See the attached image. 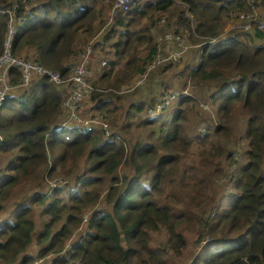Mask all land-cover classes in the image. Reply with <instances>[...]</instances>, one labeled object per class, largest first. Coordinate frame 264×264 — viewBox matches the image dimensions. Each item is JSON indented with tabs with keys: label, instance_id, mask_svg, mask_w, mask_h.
I'll return each mask as SVG.
<instances>
[{
	"label": "trees",
	"instance_id": "trees-1",
	"mask_svg": "<svg viewBox=\"0 0 264 264\" xmlns=\"http://www.w3.org/2000/svg\"><path fill=\"white\" fill-rule=\"evenodd\" d=\"M115 3L0 0V57L11 12L16 28L12 56L59 70L64 81L84 46L94 39L89 67L96 80L89 102L103 118L121 107L126 121H135L144 104L126 109L119 92L157 59L154 33L161 25L167 34H179L196 46V65L178 72L186 77L184 88H207L211 107L218 109L217 123L202 137L188 136L184 122L194 98L181 95L177 111L164 108L157 120H143L135 127L144 129L148 143L131 134L130 125L117 124L120 117L109 121L107 138L101 131L75 127L55 131L64 116L62 99L69 83L58 90L47 76L33 72L26 87L6 96L0 114V161L6 172L0 182V215L5 210L7 219L19 208L13 223L0 227V264H32L50 255L51 264H165L163 250L149 245V233L163 229L168 234L165 245L179 255L186 246L182 228L197 233V244L209 241L204 256L195 255L189 264H264V45L254 42L263 38L264 27L258 29L253 21L250 31H225L228 21L240 14L255 18L264 0H137L125 9L115 8L110 18L107 13ZM163 18L166 22L158 24ZM169 41L180 50L177 39ZM99 58L106 66L101 67ZM21 77L18 67L8 69L10 85L19 84ZM154 102L149 107H155ZM235 137L241 143L246 140L247 161L233 184L231 204L223 209L229 198L214 205L212 178L205 171L219 166L213 176H223L228 189L238 165ZM193 143L196 162L182 166L194 155L189 151ZM122 164L131 175L119 178ZM55 176L80 182L79 189L47 196L42 182ZM173 182L176 186L167 193L164 184ZM175 196L182 199L175 202ZM101 201L111 204V212L92 210L89 231L72 256L59 257L85 212ZM35 205L45 217L39 231L33 220ZM31 244L35 251L26 254Z\"/></svg>",
	"mask_w": 264,
	"mask_h": 264
},
{
	"label": "rangeland",
	"instance_id": "rangeland-1",
	"mask_svg": "<svg viewBox=\"0 0 264 264\" xmlns=\"http://www.w3.org/2000/svg\"><path fill=\"white\" fill-rule=\"evenodd\" d=\"M114 6L112 10H110L107 15L111 18L113 11H114ZM98 10H100L98 8ZM237 13H234L235 15ZM11 18L14 19V14L11 12L10 14ZM243 19L236 18L234 22L228 21L226 25L225 31L231 30V29H243L245 31H250L251 27V22L249 20H244ZM253 21L259 22L258 29H260V26L262 25L263 22V27H264V6L260 8V11L256 13V16ZM252 21V22H253ZM109 22V21H108ZM147 21L141 22L142 24L145 23L146 27L150 26L149 23H146ZM163 22H166L165 18H163L158 24H162ZM8 25H11L13 29L15 28V23L10 21ZM7 31H8V26H7ZM263 31L264 29L260 30ZM166 31L163 30L161 25H158V29L154 33L155 37V42L158 44V51H159V56L157 61L163 60L162 64L158 65L155 67L154 70L149 72L147 69L143 72L142 75L136 76L130 84L123 86L119 92V96L122 97L121 104L126 105V109H131V105H137V104H144V111H142L140 114H137V119L135 121L127 120L125 118L124 114V109H121V107L118 108L117 112H114L110 115H107L106 118H103V115L94 110L93 108V103L89 102L90 96L85 98V100L81 103V107L79 111L73 113L75 115V119L77 120H72L71 122H65L68 119V114L65 112L64 109H62L63 113V119L59 121L58 124L61 123H66L68 125H73V126H79V127H85L87 126L86 129L92 131L95 130V134L97 132H102L104 137H109L110 132H111V126L109 124V121L112 118H119L120 119L117 121V124H121L123 127H126L130 125V133L133 135L138 136L139 135V141L142 143H148V137L147 133L144 131V129L140 128L138 130L135 129V127L143 120H157L160 115L162 114L161 112L163 111L164 108H168L170 111H177V109L180 107V105L177 103V99L181 95H190L194 98V102L191 103V109L186 111L187 115V120L184 122V131L188 136H196L200 135L201 137L207 134L209 131H212L217 123L218 119V109L215 107H211L210 102H209V95L207 88L204 87H193L191 84L190 86H186L185 88L183 87V83L186 81L185 75L180 78V73L178 72L181 70L185 65L189 67H194L196 65V57L194 50L196 49V46H191L189 45L188 42H186L184 39L180 37L179 34L173 35L172 39H177L180 42L178 44V48L180 49L179 51H176L178 49H173L174 45L168 44L170 41L165 39L166 36ZM99 35V34H98ZM7 37V32L5 35V40ZM97 37V36H96ZM167 38L169 39L170 36L167 35ZM93 40H91L88 44L84 46V52L87 51L88 47H91V51H93ZM173 41V40H172ZM256 45H264V36L262 39L258 41H254ZM174 44V43H173ZM81 55L84 57V53L81 52ZM91 55V54H90ZM98 60V59H97ZM99 60L102 62L104 59ZM101 62L99 64H101ZM106 63V62H105ZM98 64V62L95 64V66ZM91 67V65H89ZM94 66V68H95ZM106 66V64L104 65ZM102 67V65H101ZM92 68V67H91ZM105 68V67H103ZM187 71V70H186ZM96 78L94 77L90 83H94ZM98 81V80H97ZM96 81V82H97ZM188 82V81H187ZM4 83V82H3ZM64 84L60 85L59 88L62 89V86ZM66 86V85H65ZM209 90H213V88H210ZM67 92H68V87H67ZM151 100L155 101V104L158 105L160 103H165V107L161 106L162 111L161 112H155V111H149L145 115V110L147 109H153L154 107H149L151 104ZM121 109V110H120ZM122 112V115L120 116V113ZM131 114V113H130ZM104 130L108 131V135L105 134ZM142 132V133H140ZM233 147L236 148L239 146V156L237 157L238 159V165L237 168L234 172V176L232 177L231 181L228 184V189L227 187L225 188L226 182L223 179L219 180L220 175L218 176H213L215 175L213 171L219 170V166L217 167H208V170L205 171V175L207 177L212 178V185H213V192H214V205H216V200H217V207L219 204L225 200L228 201L224 202V208L226 209L230 204H231V197H234V188L233 184L237 180V178L241 174V169L245 165L247 161V156L245 154V150L247 148L246 140L243 139L242 143L240 140H238L237 137L234 138L233 140ZM195 148H191L189 146V151L193 152L194 155L193 157H188L183 160L182 166L187 162V161H195V153H196V145L193 143L192 144ZM57 151H50V155L56 154ZM82 162L80 165L83 166L85 164V159L83 158L81 160ZM55 161H52V163ZM224 162L221 161L220 165V170L224 167ZM208 164H211L210 162ZM0 167L3 169L4 167V162L0 161ZM3 171V170H2ZM217 172V171H215ZM124 174L131 175V172L129 170V167L127 164H122V166L118 169L116 175L121 178ZM168 177L171 181H174V176L172 173L168 174ZM58 179H63L61 176H55V177H46V179L43 180L42 184H44V189L43 191L48 192L49 189L51 188L52 185H59L61 182H58ZM69 179V178H67ZM214 179V181H213ZM66 180V178L64 179ZM72 182V181H71ZM70 182V184H71ZM108 184V183H106ZM176 186V182H173L172 184H164L165 191L167 193H170L172 188ZM229 192L230 196H224L223 194H227ZM30 196V194L28 195ZM27 196V197H28ZM216 198V199H215ZM173 201L177 202L180 201L182 198L180 196H175L174 198H171ZM20 200V199H18ZM17 201V200H15ZM15 201L13 203L9 204L8 207H12L15 204ZM111 204H108L105 201H101L98 203L97 206L90 210H100V209H106L111 212ZM19 208H15L13 215L8 217L5 220V223H12L15 220L16 213ZM8 215V212L4 210V213L0 215V217L4 218ZM33 220L35 223V231H39L41 228V225L45 221V217L42 216V208L37 207L36 205L34 206V214H33ZM179 233L182 234L186 246L181 249V253L179 255H176L175 253L170 251L169 245H165V241L168 239V234L163 230H157L149 233V238H150V243L149 245L156 249L157 251L161 252L163 250V259L165 261V264H189V261L191 258H193L195 255L201 254L204 256L206 251V247H208V239L205 238L203 242L197 244L196 237L197 233H192V231L189 230V228H182L180 229ZM206 242V243H205ZM165 245V246H164ZM206 246V247H205ZM35 248H33V244H31L30 248L27 249L26 254L28 253H34ZM50 259H52L51 255L47 257H39L36 258L32 264H51Z\"/></svg>",
	"mask_w": 264,
	"mask_h": 264
},
{
	"label": "built area",
	"instance_id": "built-area-1",
	"mask_svg": "<svg viewBox=\"0 0 264 264\" xmlns=\"http://www.w3.org/2000/svg\"><path fill=\"white\" fill-rule=\"evenodd\" d=\"M136 1L137 0H116L114 8L125 9L128 7V5L134 4ZM246 18H248L249 22H252L254 20V18H251L250 16L249 17L244 15L240 16V19L246 20ZM262 27H263V22L260 28ZM14 33H15V29H13L11 25H8L7 37L4 42V52L3 55L0 57V66L1 65L20 66L23 69V83H22L23 85L28 84V82L30 81V76L33 72H35L38 75L47 76L51 82H53L58 86L69 83L68 92L62 99V109H64L65 112L68 114V119L66 120V122L77 120L75 119L76 116L73 115V113L79 111L81 107V103L85 100V98L89 97L90 94L95 89L93 84L90 83V81L93 79V72L89 67L92 58L91 47H88L86 52L83 51L84 57L81 55V53L79 54L78 58H76V61L72 66L70 77L67 79V81H64L61 77L59 70L46 69L39 65L32 64L31 62L28 61L24 62L23 60L13 58L10 54V43ZM158 56L159 55H157V59ZM156 60L152 63L151 66H149L148 69L163 62V60L161 59L160 61L157 62ZM101 65L102 66L105 65V61H102ZM10 90L11 87L5 83V77L3 72V74L0 77V106L4 101L6 94ZM83 128L85 130H88L86 129L87 126ZM104 132L106 135H108L107 130H104ZM1 178H2V174H0V180Z\"/></svg>",
	"mask_w": 264,
	"mask_h": 264
},
{
	"label": "clouds",
	"instance_id": "clouds-1",
	"mask_svg": "<svg viewBox=\"0 0 264 264\" xmlns=\"http://www.w3.org/2000/svg\"><path fill=\"white\" fill-rule=\"evenodd\" d=\"M252 2V1H251ZM131 5V4H130ZM129 6V5H128ZM259 12V10H257L256 11V13H258ZM11 14V13H10ZM241 15H243V14H240L239 16H238V18H240V16ZM248 17H249V15H247ZM245 19H243L242 21H244ZM246 20H248V18H246ZM10 21H12V18H10V20H9V22ZM8 22V23H9ZM170 36V38H169V40H174V39H172V36L171 35H169V34H166V36ZM12 40V39H11ZM3 42H5V38H4V41ZM178 42H180V38H179V41ZM10 46H11V43H10ZM3 52H4V44H3ZM3 52H2V55H3ZM92 53H93V51H92ZM10 54H11V52H10ZM11 56H12V54H11ZM13 57V56H12ZM14 58V57H13ZM78 58V57H77ZM15 59H19V58H15ZM20 60H22V59H20ZM24 61V60H23ZM75 61H76V59H75ZM24 62H27V61H24ZM75 63V62H74ZM153 63V62H152ZM160 64H162V62L160 63ZM160 64H158V65H160ZM152 65V64H151ZM150 65V66H151ZM158 65H155V66H158ZM10 67H18L21 71H22V77H21V80H20V82H19V84H16V85H10L9 83H8V79H7V71H8V69L10 68ZM154 67V66H153ZM0 68H1V70H2V72H0V77H1V75L3 74V72H4V77H5V83L8 85V86H10L11 87V90L6 94V96H8V95H10V94H13V93H17V92H19L20 91V89H22V88H24V87H26L28 84H29V82H28V84L27 85H23L22 83H23V69L20 67V66H15V65H1L0 66ZM6 68V69H5ZM149 67H147V70L149 71V72H151V69L152 68H150V69H148ZM91 69V68H90ZM51 70H53V69H51ZM92 70V69H91ZM6 96H5V98H6ZM5 98H4V101H5ZM4 101L2 102V105H3V103H4ZM2 105L0 106V114H1V112H2ZM161 106H164L165 107V103H160V104H158V105H156L153 109H147V111H146V114L149 112V111H155V112H161L162 111V109L164 108H161ZM66 122V121H65ZM75 127V128H78V129H83L84 131H90V130H85L83 127H76V126H71V125H68V124H64V123H61V124H57V126L55 127V131H59L61 128H63V127ZM93 130V129H92ZM1 140V139H0ZM0 174H2V178H1V180H0V182L4 179V176L6 175V172H4V171H2V169H1V167H0ZM67 181H63V180H57L58 182H61V184H63V185H52L51 186V188L49 189V191L48 192H46V191H44L45 193H46V195L47 196H50L54 191H56V190H62V191H69V192H71V193H76L77 192V190L79 189V186H80V182H71V181H69L68 179H66ZM70 182H71V184H70ZM18 208V207H17ZM14 210H15V208H14ZM14 210L12 211V213H11V215H13V213H14ZM18 211H19V209H18ZM18 211H17V213H18ZM16 213V214H17ZM91 214H92V210H88V211H86L85 212V214H84V216H83V221H82V224H81V226L79 227V229L78 230H76L73 234H72V236H71V239L69 240V241H67L66 242V244L64 245V247H63V249H62V252H59L58 253V255H59V257H62V256H64V257H69V256H72V254L74 253V248H75V246H76V244H77V242L79 241V240H81L85 235H86V233H88V231H89V229H88V221H89V219H90V217H91ZM10 215V216H11ZM9 216V217H10ZM5 220L6 219H3L2 217H0V227L1 226H4V225H6V224H8V223H5ZM14 222V221H13ZM12 222V223H13ZM201 242H203V240L201 241ZM200 242V243H201ZM206 243V242H205ZM51 260V259H50ZM36 264H38V263H36Z\"/></svg>",
	"mask_w": 264,
	"mask_h": 264
},
{
	"label": "bare ground",
	"instance_id": "bare-ground-1",
	"mask_svg": "<svg viewBox=\"0 0 264 264\" xmlns=\"http://www.w3.org/2000/svg\"><path fill=\"white\" fill-rule=\"evenodd\" d=\"M151 65V64H150Z\"/></svg>",
	"mask_w": 264,
	"mask_h": 264
}]
</instances>
